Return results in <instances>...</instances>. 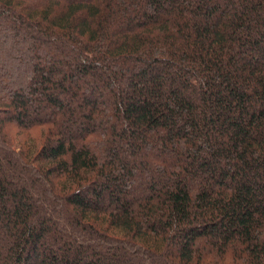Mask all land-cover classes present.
<instances>
[{"label":"trees","instance_id":"trees-1","mask_svg":"<svg viewBox=\"0 0 264 264\" xmlns=\"http://www.w3.org/2000/svg\"><path fill=\"white\" fill-rule=\"evenodd\" d=\"M0 264H264V0H0Z\"/></svg>","mask_w":264,"mask_h":264}]
</instances>
